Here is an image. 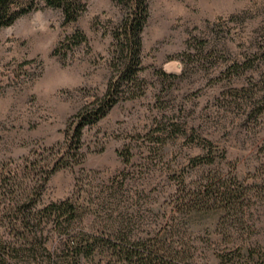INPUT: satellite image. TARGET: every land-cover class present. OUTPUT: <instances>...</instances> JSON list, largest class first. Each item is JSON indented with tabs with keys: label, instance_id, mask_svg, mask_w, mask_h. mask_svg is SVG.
Segmentation results:
<instances>
[{
	"label": "rangeland",
	"instance_id": "1",
	"mask_svg": "<svg viewBox=\"0 0 264 264\" xmlns=\"http://www.w3.org/2000/svg\"><path fill=\"white\" fill-rule=\"evenodd\" d=\"M82 1L67 21L61 7L17 0L27 11L0 25V235L22 248L10 261L127 264L101 248L78 256L84 230L134 250L159 244L172 264H264V0H148L130 87L143 93L78 140L81 115L121 77L114 34L130 13ZM214 180L239 190V210L185 200ZM31 191L39 208L75 204L69 227L48 222L46 248L7 229L3 208Z\"/></svg>",
	"mask_w": 264,
	"mask_h": 264
},
{
	"label": "trees",
	"instance_id": "2",
	"mask_svg": "<svg viewBox=\"0 0 264 264\" xmlns=\"http://www.w3.org/2000/svg\"><path fill=\"white\" fill-rule=\"evenodd\" d=\"M48 5L61 7L65 19L74 21L78 18L82 10L85 9V3L82 0H44ZM129 8V15L125 16L117 32L114 34L116 39L122 43L121 54L124 57L121 77L117 80L111 79L107 90L99 102L89 110V113L81 115L80 124L76 129V137L80 140L85 125L94 124L104 117L127 93H132L130 97L140 96L142 90L130 89L131 84L137 85L140 82V72L142 71V33L149 17L148 0H119ZM17 0H0V25L13 23L19 15L27 11ZM17 4V5H15ZM130 91V92H129ZM142 91V92H141ZM130 95V94H129ZM129 97V98H130ZM128 98V97H127ZM124 98V99H127ZM56 169H53L55 171ZM50 172V173H52ZM40 194V192H39ZM38 194V195H39ZM188 203L192 204L194 209L209 210L213 206L221 204L227 211L239 210L243 195L237 188L231 186H220L218 181H207L200 185L194 191L190 190L188 194ZM35 199V200H34ZM38 198H33V191L30 193H20L18 198H13L4 211L8 214L7 229L9 234L21 237H30L31 247L45 246L48 237H45L48 222H53L59 230L69 227L72 223V217L75 204L72 200L53 202L43 208L37 206ZM5 217V215H4ZM24 231V232H23ZM83 236L79 241L71 243L77 244L78 256L86 257L95 253L99 248L107 251L113 257H119L121 261L129 264H172L165 259L162 254L164 248L159 244H154L149 248L132 249L125 246L124 243H112L104 240V237L82 231ZM69 244L70 240H68ZM18 241L5 238L0 235V262L3 264H15L10 261L22 250L17 246Z\"/></svg>",
	"mask_w": 264,
	"mask_h": 264
}]
</instances>
